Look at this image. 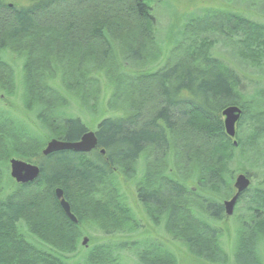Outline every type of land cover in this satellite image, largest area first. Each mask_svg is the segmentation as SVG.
<instances>
[{"label": "trees", "instance_id": "16d2710c", "mask_svg": "<svg viewBox=\"0 0 264 264\" xmlns=\"http://www.w3.org/2000/svg\"><path fill=\"white\" fill-rule=\"evenodd\" d=\"M150 10V0H0V85L9 93L14 89L10 69L2 61L3 52L23 53L24 107L28 111L36 107V117L52 138L75 142L87 132L78 117L59 109L63 99L43 84L46 74L55 71L54 64L61 71L60 85L89 101L95 89L93 76L107 68L106 77L116 83L111 103H121L125 109L121 117H107L98 123V145L89 153L66 150L43 156L47 138H37L0 119V164L8 165L13 155L27 162L36 156L41 170L33 184L15 183L14 191L0 199V264H73L68 260L79 251L82 222L105 229L130 228V213L116 200L108 180L116 165L134 174L131 165L145 155L154 160L146 158V176L153 188L139 187L138 200L149 208V217L157 222L164 216L168 231L188 237L203 260L216 264L213 257L209 259L220 255L216 232L195 218L191 207L200 205L210 217L224 216L222 204L212 194L233 192L225 177H234L228 164L242 150L252 166L264 170V104L261 112L250 113L252 102L241 97L242 81L227 64L212 57L216 42L199 35L213 32L224 37L232 54L262 68L264 27L232 16H207L195 24L193 19L187 20L172 40L189 37L192 42L185 49L176 44L166 68L139 76L122 67L116 70V43L126 41L121 35L134 47L155 43ZM138 50L131 49L128 58H140ZM254 83L260 84L258 80ZM263 94L264 85L255 90L254 98L264 100ZM229 106L240 107V121L251 125L246 135H238L237 145L222 123L221 113ZM168 158L177 161L173 167L180 181L164 170ZM244 167L241 164L238 171L249 176ZM189 177L195 180L193 189L186 184ZM57 186L77 223L60 207L54 194ZM204 191L211 194L204 196ZM246 194L251 200L247 203L250 218L239 229L233 257L235 264H260L256 242L264 239V186L249 188L242 196ZM24 227L39 244L24 237ZM203 227L212 233L211 239L203 237ZM140 246L134 244L135 249ZM141 249L137 253L142 263L171 264L170 254L163 249L150 243ZM113 253L112 246L95 245L83 253L81 264H119Z\"/></svg>", "mask_w": 264, "mask_h": 264}, {"label": "rangeland", "instance_id": "374dc122", "mask_svg": "<svg viewBox=\"0 0 264 264\" xmlns=\"http://www.w3.org/2000/svg\"><path fill=\"white\" fill-rule=\"evenodd\" d=\"M151 14L154 18V28H155V43H150L146 46H133L130 40L125 38V43L121 44L118 42L116 45L117 49H114L113 54V67H122L124 71L130 72L129 74L134 75H149L158 72L160 69L166 68V66L171 63V55L174 56L176 49L175 46L180 45V49H185L189 42H192L188 37L183 40L178 38L179 41H173L172 35L176 33L177 28L182 29V27L188 23V21L193 19V24L197 23V20H201L207 16L216 17H226L232 16L237 18H245L251 25L256 27H264V0H150ZM194 32V30H191ZM200 38H206L207 40L215 41L216 46L212 50V57L217 60L223 61L227 64L231 70H234L236 77L242 81V93L241 97L244 101L252 102V108L250 113L261 112L264 100H258L255 96V90L263 89L264 85V62L263 67L255 66L247 59L242 58L234 53L231 47L224 43V37L219 36L213 32H209L206 35H199ZM175 40V39H174ZM153 44V45H152ZM226 44V45H225ZM138 50V59H131L130 50ZM142 49V50H141ZM2 54V61L6 63L10 69V75L13 78L14 89L9 93L4 87L0 85V119L12 124L13 126L19 128L20 130L30 132L33 136L37 138H47L44 141L46 144L56 138L51 137L50 131L45 128L41 121L36 117V107L32 110L26 109L24 107L23 97H24V77L25 71V55L23 53H17L15 51L6 49ZM137 57V56H136ZM90 59V58H89ZM116 64V65H115ZM55 71L51 74H46L45 82L43 84L47 85L53 89L58 97L62 100V106L60 105V110L64 113H69L78 117L81 122L85 125L87 132L96 131L98 123L107 117H121L125 113L122 104L113 105L112 94L114 91L113 80L106 77L109 73L107 68L102 70L95 77V89L92 97L89 100H82L76 92L68 91L60 85L61 82V71L58 65L53 66ZM93 68V67H91ZM113 74L116 72L113 70ZM107 72V73H106ZM249 81L250 84L245 83ZM257 80L259 85H257ZM264 96V94H263ZM112 104V105H111ZM95 107V108H94ZM230 107V106H229ZM237 107V106H236ZM240 108V107H239ZM241 109V108H240ZM59 110V111H60ZM242 110V109H241ZM243 113V110H242ZM249 115V112H247ZM242 117V114H241ZM240 117V119H241ZM223 118V117H222ZM247 118V117H246ZM239 119V121H240ZM251 125L249 122H237L236 123V135L234 138H230L234 145H237L238 135L240 138L246 135L250 131ZM50 137V138H49ZM44 146V148H45ZM44 148L41 150L43 151ZM238 158L231 162L229 168L234 170V177L230 178L228 176L225 179L230 182L233 187V192H226L220 190L219 194H212L216 202L223 205L224 201L231 199L236 190L234 189V182L236 177L244 172H239L241 164L246 168V172H249V176L246 175L251 183L249 188L253 187H263L264 186V170L261 166L253 165L248 161L247 154L244 150L239 152ZM153 157V156H152ZM152 157L145 155L141 159H138L136 163L131 165L134 170V174H129L121 166L115 167L113 175L109 178V184L115 189L116 200L124 208H126L132 218V224L130 228H102L98 224H93L91 222H82L81 235L78 239L79 251L77 255L69 262L73 264L83 263L82 257L83 253L95 245H109L115 248L114 256L117 258L119 264H144L142 263V258L140 259L138 255V250L145 248L146 244L155 245L161 250L169 253L171 256V264H211L208 260H203V256L200 255L201 251L196 250V246H192L186 240L188 237H178L173 235L166 227V218L161 216L160 219L151 220L149 217V208L146 207L138 197L139 187H145L152 190L153 183L150 179L147 180L146 176V158L148 161L154 163ZM12 158L27 162L26 159L20 158L19 156L13 155ZM11 158V159H12ZM34 160L28 163L36 164L38 159L33 157ZM10 161V160H9ZM44 161V160H43ZM177 165V161L173 158H168L167 164L165 165V171L170 172L171 178L179 179L175 177L176 168L173 167ZM171 166V167H170ZM152 168V167H151ZM10 167L5 163L0 164V199H4L10 195L15 189V182L11 185L10 181ZM149 178V176H148ZM146 180V181H145ZM194 178L188 179L187 186L189 189L194 188ZM60 188V187H56ZM61 189V188H60ZM247 189V190H248ZM246 190V191H247ZM55 193V190H54ZM202 195H210L209 192H201ZM249 196V197H248ZM191 199H196L193 196H189ZM242 197V198H240ZM236 203L234 212L232 216H226L223 212L222 218L210 217L209 214L203 211L200 205H193L191 207V214L197 218L202 223H205L211 229L216 232V240L218 243V253L220 255L209 256V259L214 258L216 264H235L234 252L237 243V237L239 236V229L242 228V223L250 218V213L248 209V201L250 200V195L246 194L244 197L241 195ZM158 215V214H157ZM205 232L203 233L204 238H210L212 234L205 227L202 228ZM22 234L31 243L39 244L40 241L28 232L25 227L22 229ZM87 237L88 243L83 246L82 241ZM192 237V236H191ZM211 239V238H210ZM206 241V240H205ZM210 242V241H209ZM140 244L139 249H135L134 244ZM256 245V250L258 257L260 259V264H264V239H258ZM204 244L202 243V247ZM208 246V245H207ZM89 247V248H88ZM88 248V249H87ZM69 257H72L70 254ZM201 257V258H200ZM237 264V263H236Z\"/></svg>", "mask_w": 264, "mask_h": 264}, {"label": "water", "instance_id": "95a60500", "mask_svg": "<svg viewBox=\"0 0 264 264\" xmlns=\"http://www.w3.org/2000/svg\"><path fill=\"white\" fill-rule=\"evenodd\" d=\"M242 110L236 106H230L224 109L221 113L223 117V124L225 133L229 138H234L236 135V123L239 122L241 117ZM234 143V142H233ZM235 144V143H234ZM98 145V139L94 132H86L83 137H81L78 141L75 142H65L58 139L50 140L44 150L42 151L43 156H47L51 153H55L57 151H73L76 153H89L96 149ZM104 154V151H101ZM10 167V177L17 184H30L36 181L40 174L41 170L38 165H34L28 162H24L18 159H10L9 161ZM250 179L243 174H239L235 182L233 184L234 189L236 190L235 194L232 195L231 199L228 201H224L223 208L226 216H232L234 212V208L241 195L246 192L248 187L250 186ZM56 199L59 201L60 207L62 208L64 214L67 218L73 223H77L76 216L71 212V207L68 204L67 200L64 197L63 190L60 188L55 189ZM88 243V238L85 237L82 241L83 246Z\"/></svg>", "mask_w": 264, "mask_h": 264}, {"label": "bare ground", "instance_id": "6f19581e", "mask_svg": "<svg viewBox=\"0 0 264 264\" xmlns=\"http://www.w3.org/2000/svg\"><path fill=\"white\" fill-rule=\"evenodd\" d=\"M9 174H10V172H9ZM17 184V183H16ZM25 185H27V184H25ZM72 212V211H71Z\"/></svg>", "mask_w": 264, "mask_h": 264}]
</instances>
